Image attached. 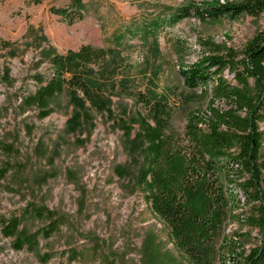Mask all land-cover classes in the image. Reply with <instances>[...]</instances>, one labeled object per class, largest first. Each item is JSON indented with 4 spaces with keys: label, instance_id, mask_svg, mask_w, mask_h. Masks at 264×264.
<instances>
[{
    "label": "rangeland",
    "instance_id": "374dc122",
    "mask_svg": "<svg viewBox=\"0 0 264 264\" xmlns=\"http://www.w3.org/2000/svg\"><path fill=\"white\" fill-rule=\"evenodd\" d=\"M206 1L83 0L84 18L70 24L51 11L70 0H0V264H146L145 247L163 250L153 264H211L176 247L144 190L164 131L184 133L191 112L212 118L210 98L185 86L178 47L192 64L204 40L243 51L264 37V11L206 22L178 15ZM84 44L115 52L94 66L95 102L65 86L27 107L21 97L46 86L49 58ZM226 233L242 235L248 252L259 243L243 222Z\"/></svg>",
    "mask_w": 264,
    "mask_h": 264
},
{
    "label": "trees",
    "instance_id": "16d2710c",
    "mask_svg": "<svg viewBox=\"0 0 264 264\" xmlns=\"http://www.w3.org/2000/svg\"><path fill=\"white\" fill-rule=\"evenodd\" d=\"M51 11L73 24L84 18L83 0H70L68 7ZM263 11L264 0H212L184 5L178 15L206 22ZM202 44L205 52L192 64L184 62L178 47V70L186 87L201 89L210 98L212 118L191 112L184 133L164 131L160 145L150 154L145 196L168 221L177 237L176 247L199 254L211 264H264V37L260 41L256 37L243 51L210 39ZM114 55L111 49L90 44L54 55L49 58L52 74L46 86L22 95L21 100L30 107L34 98H45L67 86L71 91L83 90L93 103L95 91L89 85L94 66ZM1 74L12 84L9 69ZM252 79L260 86L258 93L252 92ZM217 101L236 108L219 110L214 107ZM8 220L1 219L4 224ZM233 221L259 231V243L249 252L240 240L242 235L228 237L226 225ZM162 252L160 247H145L142 253L146 264H153Z\"/></svg>",
    "mask_w": 264,
    "mask_h": 264
}]
</instances>
